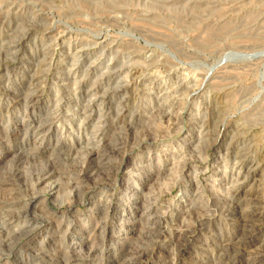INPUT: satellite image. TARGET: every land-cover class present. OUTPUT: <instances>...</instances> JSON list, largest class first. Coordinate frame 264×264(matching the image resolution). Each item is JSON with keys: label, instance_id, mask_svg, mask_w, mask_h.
Segmentation results:
<instances>
[{"label": "rangeland", "instance_id": "1", "mask_svg": "<svg viewBox=\"0 0 264 264\" xmlns=\"http://www.w3.org/2000/svg\"><path fill=\"white\" fill-rule=\"evenodd\" d=\"M0 179V264H264V0H0Z\"/></svg>", "mask_w": 264, "mask_h": 264}, {"label": "bare ground", "instance_id": "2", "mask_svg": "<svg viewBox=\"0 0 264 264\" xmlns=\"http://www.w3.org/2000/svg\"><path fill=\"white\" fill-rule=\"evenodd\" d=\"M255 17H251V18H249V19H247L246 20V22L243 24V25H241V26H239V27H234V25L232 26V25H230V24H226L223 28H220L219 29V31H217V30H215L213 27H208L207 29H206V32H204V34H202L201 35V39L202 40H206L207 42L206 43H204L205 45H208L207 46V48H209V49H213V48H216V46H219V45H217L216 43H218V42H220V41H222L223 39H225V38H227V37H230V35H232V34H235V33H239V32H249V33H253V22L254 21H256V19H254ZM255 24V23H254ZM261 25V24H260ZM236 26V25H235ZM256 26V25H255ZM258 27V26H257ZM29 29V28H28ZM30 29H31V27H30ZM254 29H255V27H254ZM31 30H33V29H31ZM28 32H29V30H28ZM260 32V31H259ZM258 33V32H257ZM256 33V35L258 36V35H261V34H257ZM10 34H12V33H10ZM254 34H255V32H254ZM18 35H19V37H18ZM28 34H27V32H26V35H25V33H23V31H17V32H15L14 34H13V36H10L11 37V40H10V43L7 45L8 47H17V45H19L20 46V44H21V42L26 38V36H27ZM242 38V37H241ZM240 38V39H241ZM229 39V38H228ZM231 41H233V40H231ZM199 43H201V41L199 42ZM201 45V44H200ZM204 46V45H203ZM5 63H11L10 62V59H7L6 60V62ZM12 64V63H11ZM30 94V93H29ZM34 95L35 94H32V92H31V94H30V96L31 97H34ZM44 125V124H43ZM46 125V124H45ZM41 130V129H40ZM23 147V146H22ZM17 148H19L20 149V146L18 145L17 146ZM23 149V148H22ZM21 150V149H20ZM37 150H39L38 148H35V152H39V151H37ZM21 168L19 167L18 169H17V172L20 170ZM5 174H7L8 172H4ZM9 175H11L12 177H16V176H20V175H22L21 174V172H19V173H9ZM53 175L54 174H45L44 175V177H41L40 178V181H43V180H45V179H47V178H50V177H53ZM0 183L1 184H5V183H8V182H6V181H1V179H0ZM10 184V183H9ZM35 199L36 198H29V200L28 201H30V202H33V201H35ZM261 209H258L257 207L255 208V210L253 211V213H252V217L251 218H254V217H256V216H258V215H261V211H260ZM231 211V210H230ZM2 213H4V212H2ZM5 213H9V215H7L8 217H16L14 214H12V212L11 211H7V212H5ZM248 221H250V220H248ZM244 222H246L247 223V221H245L244 220ZM248 224V223H247ZM247 226V225H246ZM245 240V239H244ZM243 240V241H244ZM250 240V239H249ZM249 240H247V241H249ZM246 241V242H247ZM245 245V244H244ZM241 246V245H240ZM244 247V246H243ZM246 247V246H245ZM144 256V253H141V254H138V257H137V259H141V257H143Z\"/></svg>", "mask_w": 264, "mask_h": 264}]
</instances>
